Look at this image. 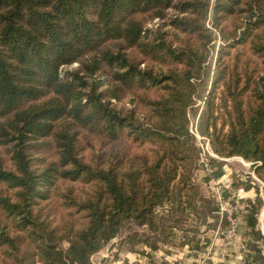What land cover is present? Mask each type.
Returning <instances> with one entry per match:
<instances>
[{
	"label": "trees",
	"instance_id": "trees-1",
	"mask_svg": "<svg viewBox=\"0 0 264 264\" xmlns=\"http://www.w3.org/2000/svg\"><path fill=\"white\" fill-rule=\"evenodd\" d=\"M196 100L212 152L262 178L264 0H0V264H92L125 225L186 210ZM247 204L245 264H264ZM167 229L148 264L196 240Z\"/></svg>",
	"mask_w": 264,
	"mask_h": 264
},
{
	"label": "rangeland",
	"instance_id": "rangeland-1",
	"mask_svg": "<svg viewBox=\"0 0 264 264\" xmlns=\"http://www.w3.org/2000/svg\"><path fill=\"white\" fill-rule=\"evenodd\" d=\"M227 23L229 24V22ZM228 24L227 28H230V24ZM207 26L216 34V39L212 43L213 48L210 52V57H208L207 60L209 64L208 66H210L212 71L216 66L218 52L221 46H223V42L216 30L212 28L209 20ZM74 67L75 65L71 66L70 69ZM210 76L212 77V74H210ZM209 88H211V84L207 85V90ZM202 102L203 100L195 101L193 109L196 110V112H193V109L191 108L192 106L187 110L189 130L191 128H196L198 131L199 117L204 107V104ZM194 144L197 149V156L192 165L188 168L192 189L190 193V199L187 201L188 203L186 210H178L177 208H174L171 218L169 217V214L166 213V210L159 211L156 219L157 228L155 230H151L148 228H139L134 225H125L118 233V235L114 239H112V241L105 248L91 257L92 264H148V258L145 255H142V253H148L150 246L156 245L161 247V241L167 234H169V229H167L169 226L175 228V233L183 234L185 232L189 237L195 236L196 239V235L198 236V234H202L200 232V228L202 226L206 227L211 225H208L207 221L211 217L213 202L210 198L207 188L203 185L202 181L205 179V173L202 171L199 165V156L204 148V143H201L200 146L199 142H197L194 137ZM136 151L140 152L141 149H136ZM85 154H89L88 148L85 149ZM231 158L233 159L230 160L228 166L232 170H234V172L237 171L238 175L246 177L245 173L249 171V169L248 167H244L242 163H240L242 162L240 161V159L242 158L237 156ZM261 176L262 178L260 176L257 177L263 181L264 175L262 174ZM240 183L236 182L234 186L245 187ZM262 198L264 199V193H262ZM258 215V219H260V225L263 226L264 210L262 212V215ZM216 223L219 224V222ZM222 223L223 222H221V224ZM205 227H203L204 231L207 230V228ZM210 231L214 230L211 229ZM217 235L220 236L219 234ZM199 250L200 249H198L196 240L194 244L191 245V248L178 247L177 249H175L174 246L169 245L168 249H165L163 254L157 253L156 256L154 255L153 259L156 264H163L162 255H165L167 264H191L193 263L192 257L196 256V252L198 253Z\"/></svg>",
	"mask_w": 264,
	"mask_h": 264
},
{
	"label": "built area",
	"instance_id": "built-area-1",
	"mask_svg": "<svg viewBox=\"0 0 264 264\" xmlns=\"http://www.w3.org/2000/svg\"><path fill=\"white\" fill-rule=\"evenodd\" d=\"M202 103L204 104V102ZM189 132L195 137L196 141L199 142L200 146L201 143H204V148L199 156V165L205 173V179L202 181L203 185L207 188L213 202V209L209 220L212 221L217 219L219 223L225 220L227 224L220 232L221 237L227 244L237 243L240 211L248 207L247 201L250 198L248 196L249 192L245 187L234 186V184L236 182H241L240 184L242 185V182H247L251 187L257 185L262 195V193H264V182L260 180L255 173V169L261 166V163L245 162V160L240 159V161H242L240 163L249 169V171L245 173L246 177L240 176L237 174V171L234 172V170L228 166V163H230V160L233 158L219 157L214 154L211 150L209 140L201 137L196 128H191ZM212 160L221 164V174L218 177L214 176L217 167L212 165ZM241 248L244 250L243 245H241Z\"/></svg>",
	"mask_w": 264,
	"mask_h": 264
},
{
	"label": "crops",
	"instance_id": "crops-1",
	"mask_svg": "<svg viewBox=\"0 0 264 264\" xmlns=\"http://www.w3.org/2000/svg\"><path fill=\"white\" fill-rule=\"evenodd\" d=\"M246 186H248V188L247 187L245 188L248 190L249 192L248 196L250 198L248 200L254 199L256 197L261 199L262 208L260 209L259 214L262 215V212L264 210V199L262 198V195L259 192V187L257 185L255 187H251L248 183ZM251 188H253L254 190ZM258 216H257V220H258L257 230L259 231L262 239L264 240V224L263 226L260 225V219H258ZM216 222H218L217 219L212 221L208 220L207 221L208 225L209 224L211 225L206 227L202 226L200 228V232L202 234L200 235L198 234V236L196 235V244L198 246V249L200 250L198 253L196 252V256L192 257L193 263L190 262L191 264H245L247 257H249L251 260L253 258L254 259L256 258L257 253L252 249L253 244L256 243V240L255 242L248 241V238L246 236L248 232V228L242 216H240L237 243L227 244V242L222 237H220L221 236L220 232L222 229L226 227L227 223L223 222L222 224L221 223L218 224ZM203 227L207 228V230L204 231ZM211 229L214 231H210ZM217 234H219L220 236H218ZM205 240L207 242V246L202 247V243ZM241 245L244 246L245 250H242Z\"/></svg>",
	"mask_w": 264,
	"mask_h": 264
}]
</instances>
